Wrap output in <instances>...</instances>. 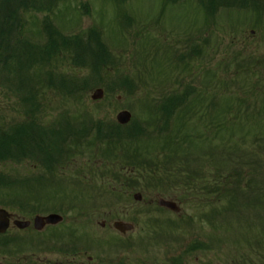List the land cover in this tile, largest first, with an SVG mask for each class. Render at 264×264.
<instances>
[{"label":"rangeland","instance_id":"rangeland-1","mask_svg":"<svg viewBox=\"0 0 264 264\" xmlns=\"http://www.w3.org/2000/svg\"><path fill=\"white\" fill-rule=\"evenodd\" d=\"M114 1H66L58 4L50 14V20L63 35L85 32L88 28H100L104 43L120 59L119 64L116 65L118 68L103 80L112 82V77L127 73V76L132 78L131 85L133 81L139 79L140 88L132 94L127 88L113 86L116 91L108 93L103 87L96 86L89 91L66 97L61 90L48 87L47 90L41 91L40 96L43 108L38 114L40 116L38 123L42 126L47 125L53 117H57V123L62 121V117H66L63 122L69 124L71 115L79 116L84 110L93 115L94 120L104 123L113 122L119 112L127 110L132 116L131 121L134 122L126 127L129 128L128 131L132 129L136 131V125L144 126L146 131H152L153 127L154 129L156 127L155 120L158 116L153 115L151 107L159 98V92L164 89H177L179 81L190 74L195 75L197 83L202 82L199 90H202L204 96L206 92L208 98H211V94L219 97V105L217 103V111L213 114L211 123L215 124L216 115L225 112L222 111L226 106L225 99L231 103L235 97L240 98L229 90L230 88L233 90L231 83L234 78L242 88L246 89L248 85L256 88V91L251 89L253 95L246 99H258L263 103V22L255 25L253 22L247 23L241 19L237 21L236 13L224 11H218V14L212 18L213 22L211 20L206 22L198 1L196 3L186 1L170 7L163 0H130L120 6ZM23 18L25 22L22 35L31 41L36 40L41 43L40 40L44 39L40 23L44 19V14L27 13ZM252 30L253 35L250 34ZM187 47L188 53L191 51L188 68L180 66L173 70L169 65V52L173 50L184 52L187 51ZM237 56L239 59L235 60ZM239 60L241 66L236 63ZM253 61L260 62L261 66L255 67ZM52 62H56L55 68L49 67V69H55L58 74L76 78L88 76L87 70L70 67L68 57L64 58L63 54L57 56L54 61L52 59ZM236 71L245 74L236 76ZM245 76L248 85L245 84ZM187 78L188 82L184 86H193L191 81L194 77ZM54 82L56 85L59 83ZM165 85L168 86L163 88ZM43 86L45 87L44 84ZM3 89L5 87L0 86V120L3 119L1 122L8 127L23 121L21 114L23 109L16 104V99L7 95L5 90L1 91ZM96 89L104 90V96L99 101H92L91 97ZM131 89L133 91L134 86ZM241 93H243L242 89ZM190 119L188 127L192 128L197 120ZM175 120L173 130L179 128L185 121ZM61 125L55 131H62L64 126ZM86 130L84 129V132ZM218 134L213 137L216 146L219 143L216 139ZM256 138L259 140L253 142L252 138L247 136L245 140L239 141L240 149L245 152H236L235 157L242 158L245 165V160H248L246 151L253 150L255 154L258 153L261 168L248 171L251 174L260 172L264 177V134ZM260 139L261 144L256 147V142ZM94 142L93 147L89 149H87L89 145L83 146L82 150L79 145L72 146L71 161H65L58 168L55 165L57 168L53 170L55 181L51 183L44 180L48 172L42 169V166L32 167L28 164L13 166L14 164L9 163L0 166L1 172L9 173L15 179L20 178L19 180L23 181L35 178L32 179L34 183L17 184L19 186L7 190L0 187V206L14 218L31 222L35 215H45L52 210L64 216L63 225L52 229L45 228L42 232H36L32 224L26 230H18L10 223L8 237H11L12 241L9 243V248L5 249L6 252L0 254V264H101L102 259L109 261L120 257L125 258L129 264H141L142 261L150 264L155 259L162 260L166 251L178 249L183 241L195 236L199 238L209 236L211 241H214L215 248L211 253H196L186 260L190 264H247L252 260L251 249L249 250L248 247L263 241L257 240L247 244L246 239L253 241L254 237L261 238L264 234V201L252 200L251 205L238 208L237 211L230 209L227 212H210L207 206L208 197H204L202 214L207 216V220L204 221L201 217L195 216L197 206L193 201L181 200L172 191H165L161 186L147 184V181L141 185L142 179L137 182L133 177L126 179L121 175L112 174L95 177L96 172L88 173L87 166L92 163L96 162L97 166L105 163L104 156H97L96 160L88 159L89 157L85 155L89 150L93 156L96 153L101 155L102 150V155L109 154L104 148L98 151V142ZM196 152L197 156L203 154ZM123 161L124 159L119 160V162ZM167 161L169 160L159 158L158 164ZM111 166L113 171L121 167L118 163H112ZM186 169L192 173L200 168L197 162ZM82 170L83 174L80 175ZM138 172L140 173V170H135L134 174ZM85 174L89 175L92 185H87V180L83 183L80 180ZM130 174L124 172L126 176ZM40 180L42 182L37 184ZM254 187L251 186L252 189ZM261 187L258 195L264 197V187L262 185ZM112 192L120 194L116 197L111 194ZM134 194H140L143 198L139 204L133 202ZM161 198L174 200L179 207V213L157 208L156 202ZM23 206L29 210H24ZM221 206L216 207L219 210ZM31 208H35L36 212L31 211ZM188 218L193 219L192 225L187 223ZM118 219L132 223L134 230L125 236L114 232L112 224ZM157 221H164L166 225L169 222V227L174 223L175 226L169 228L173 229L171 234H167L168 229L161 228V224L157 225ZM102 222L105 223L104 227H101ZM153 228L158 230L155 231ZM66 241L74 242V247L86 252L87 255L79 257L67 253L63 256V253L57 252V242ZM219 244L224 249L221 250ZM130 245L131 252L125 253L123 247ZM87 256H91V262H87ZM259 260L257 264H260Z\"/></svg>","mask_w":264,"mask_h":264},{"label":"trees","instance_id":"trees-1","mask_svg":"<svg viewBox=\"0 0 264 264\" xmlns=\"http://www.w3.org/2000/svg\"><path fill=\"white\" fill-rule=\"evenodd\" d=\"M66 1L70 0H0V86L5 87L1 91L5 90L7 95L16 99V104L23 109L21 112L23 121L20 123L6 127L1 122L3 119L0 120V166L7 165V163L14 164L13 166L28 164L32 167L42 166L50 173L56 166L61 167L65 161L72 158V146L78 147L79 145L81 150L83 146H87V141L83 139L84 133L91 132L92 127H95L93 130L96 137L93 142H98V151L105 147L104 151L109 152V154L102 155V150L101 155L106 158L105 163L113 162L120 164L123 168L130 167L133 170H140L138 176L142 179L141 185L147 181V184L152 183L163 187L165 191H172L181 200L193 201L197 206L195 216L201 217L204 221L207 220V216L202 214L204 197H208L207 206L210 212H227L230 209L237 211L238 208L251 205L252 200L264 201V197L258 195L259 190L262 189L261 185L264 187V177L260 172L251 174L248 171L261 168L259 154H255L253 150L246 151L248 160H245V165L242 158L235 157L236 152H245L240 149L239 141L249 136L254 142V140H259L256 137L264 134V101L260 103L259 109L250 110L249 99L246 97L243 99L241 96L253 94L251 89L256 91L253 86L243 88L246 91L242 89L241 95L238 91H233L240 98L230 99L231 103L224 100L226 106L222 111L225 112L216 115L215 124L211 121L213 113L217 111L219 101H215L214 109H210L209 99L203 93H199L197 97L189 101L183 94L181 103L176 108L157 109L160 113L158 121L162 123L161 130L158 129V133L153 135L138 131L137 162L128 154L122 157L125 144L120 141L121 136L114 135L115 138L107 136L108 134L100 129L103 123L93 122L94 117L89 114L81 118L71 117L69 124L64 122L65 124L61 125L64 128L60 132L55 131L56 126L47 127L38 123L40 121L38 114L43 108L40 99L41 91L47 90L48 87L61 90L66 97L89 91L96 86L103 87L108 93L116 91L113 86L121 89L129 88L130 78L127 73L112 77V82L103 80L104 77L112 75L115 68H118L116 64L119 58L104 43V36L100 29L88 28L85 32L63 35L57 27L52 25L50 14L58 4ZM122 1L125 0L114 2L119 4ZM164 1L166 4L174 5L184 0ZM197 1L204 6L205 0ZM33 12L44 14V19L40 23L44 39L40 40L41 43L36 40L31 41L22 35L25 22L23 16ZM62 54L64 58L68 57L70 67L85 69L88 76L85 78L67 77L58 74L55 69H49V67L55 68L56 62H52V59L54 61ZM54 81L59 82L58 85ZM176 105L177 102H175ZM255 106L253 104V107ZM172 114L175 119L185 121L180 124L179 128L168 131V119ZM190 118L197 120L192 128L188 127ZM84 129L87 130L84 132ZM217 133L219 134L216 139L219 143L216 146L213 137ZM261 141L260 139L256 142V147L261 144ZM93 142L89 145L90 148L93 147ZM131 144V141L126 143L129 146ZM100 145L102 146L99 147ZM196 151L203 153L202 156H197ZM159 158L169 161L158 164ZM123 159V162L118 161ZM197 162L201 170L188 172L186 167ZM107 163L103 167L108 168L106 171L109 176L112 168ZM19 179L0 171V187L3 189L7 190L22 183L28 184ZM252 185L255 186L253 189ZM217 205H222L219 210ZM23 209L29 210L24 206ZM31 211L36 212L35 208H31ZM187 223L192 225L193 219L188 218ZM173 226H175L174 223L169 227V222H167V229ZM246 240L247 244L257 240L263 241L248 247L249 250L251 249L253 258L247 264H257L258 259H260V264H264V234L261 238L254 237L253 241ZM189 242L185 251L175 252L170 259L154 260L151 264H190L186 260L195 256L196 253L207 254L214 250V241L212 242L209 236L191 237ZM9 243L10 240L7 237H0L1 255L6 252L5 249L9 248Z\"/></svg>","mask_w":264,"mask_h":264},{"label":"water","instance_id":"water-1","mask_svg":"<svg viewBox=\"0 0 264 264\" xmlns=\"http://www.w3.org/2000/svg\"><path fill=\"white\" fill-rule=\"evenodd\" d=\"M102 97H103V91L96 90L94 94L92 95L91 99L101 100ZM129 119H130V114L126 111L116 116V121L122 125H125V123H128ZM133 198L135 199V201H138V202L139 200H141L140 195H135ZM157 205L160 208L163 207L170 211L178 212V207H176V205L173 202L171 203V202L161 199L158 201ZM9 221H10V215H8L6 211H4L3 209H0V234L5 233L9 229L10 227ZM59 222H61V218L57 215H52V216L42 217V218L35 217L32 224L36 231H42V229L46 225H53V224L55 225V224H58ZM13 225H15V227L18 228L19 230L26 229L30 226L28 222H24V221H14ZM113 228L116 231L124 234L126 232H130L133 226L131 224L128 225V224H124L118 221L117 223L113 224Z\"/></svg>","mask_w":264,"mask_h":264},{"label":"flooded vegetation","instance_id":"flooded-vegetation-1","mask_svg":"<svg viewBox=\"0 0 264 264\" xmlns=\"http://www.w3.org/2000/svg\"><path fill=\"white\" fill-rule=\"evenodd\" d=\"M253 8V9H251ZM231 13L237 14V21L241 19L243 22L251 23L255 21L262 22L264 20V2H249V0H232ZM251 35L254 34L252 30ZM90 261V258H87Z\"/></svg>","mask_w":264,"mask_h":264}]
</instances>
